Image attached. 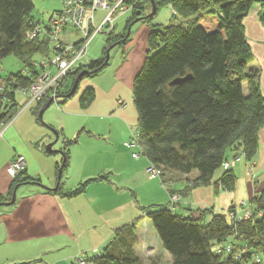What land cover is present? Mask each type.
<instances>
[{
	"label": "trees",
	"instance_id": "obj_1",
	"mask_svg": "<svg viewBox=\"0 0 264 264\" xmlns=\"http://www.w3.org/2000/svg\"><path fill=\"white\" fill-rule=\"evenodd\" d=\"M128 3L133 5L132 15L135 14L128 25L143 19L152 24L159 9L167 5L176 13L173 20L178 21L161 29L151 25L148 41L155 51L145 59L132 84L138 120L137 143L149 163L163 173L196 172L192 186H208L214 173L229 160V153L233 158L241 156L251 162L257 150V132L264 122V97L259 92L258 73L248 69L252 56L242 20L255 2L128 0ZM146 4L151 6V14L141 17ZM32 10V0H0V60L13 54L24 70H29L27 77L18 73L0 78L4 84L3 96L9 100L8 104L0 101V124L12 121L18 112L15 92L35 81L38 72L30 69L33 58L48 52L44 37L25 41L24 35L33 22ZM125 36H116L111 31L102 57L86 66L80 65L76 73L69 74L58 91L59 99L70 92L79 73L100 67L105 50L121 44ZM89 75L92 74L82 78ZM93 97V90L86 89L82 105H88ZM37 103L34 116L39 122L47 100ZM67 160L63 154L58 172L67 168ZM223 171L217 183L223 190L232 191L235 179L231 169ZM106 180L99 176L72 191L61 192L57 188L55 192L72 198L84 193L90 183ZM34 182L38 180L27 177L24 170L13 178L9 193L17 185ZM250 203L252 217L240 224L232 223L226 213L210 212L209 221L202 214L197 219L182 217L175 212L180 202L174 209L148 207L142 208L141 213L151 223L162 249L171 257V264H255V257L264 264V189ZM136 223L116 230L100 252L91 257L84 254L85 264H143L135 252ZM230 238L235 247L232 253L217 254L216 248ZM241 245H246L247 250L237 261L233 253Z\"/></svg>",
	"mask_w": 264,
	"mask_h": 264
},
{
	"label": "crops",
	"instance_id": "obj_2",
	"mask_svg": "<svg viewBox=\"0 0 264 264\" xmlns=\"http://www.w3.org/2000/svg\"><path fill=\"white\" fill-rule=\"evenodd\" d=\"M262 7L264 6L261 3H253L243 18L242 25L252 56L249 70L258 73V88L264 97ZM31 18L33 22H39L32 13ZM100 58L96 52L90 53L86 59L83 58L85 60L81 65L86 66ZM33 121L36 120L31 114L18 117L0 138V202H7L11 198L12 194L10 195L9 191L13 178L8 175L7 167L17 156H22L25 160V175L39 182L17 185L16 193L23 186L28 188L20 196H16L12 206H1L0 264H72L74 258L81 254L89 253L93 256L94 251L100 252L112 240L116 230L135 222L138 238L135 252L141 261L142 257H145L147 264H171V257L162 249L151 223L142 217V208L167 207L171 192L181 198L175 210L176 214L194 219L202 214L204 220L209 221L210 212L225 214L229 208L237 207L238 202L250 200L264 189L263 122L257 132V150L253 160L248 162L242 158L231 169L235 179L232 191L223 190L217 183L224 173L223 169H219L218 174L214 173L208 186H192L197 179L196 172L179 175L164 171L161 179L144 182V172L140 174L136 171L137 174L130 176L127 182L137 189H144L146 196L141 195L142 198L139 193L136 198L131 194L121 193L118 187L124 186L122 181L115 183L109 180L92 182L84 193L75 197H62L55 191H50L55 187L57 180L52 176L49 179H42L36 175L41 171H36V166L39 164L43 168L46 162L36 142L42 140L43 137L37 138L43 134H39L35 139L36 150L32 149L33 151L26 147L23 138L27 134V128L33 133L41 131L32 126ZM45 140L52 141L50 137H46ZM233 157L229 153L228 159ZM73 164L71 159L68 171H73L76 175L67 174L68 181L61 186V192L72 191L85 181L105 176V173L111 170L106 163L94 162L92 153L84 151L75 161V166ZM249 170L252 178L248 175ZM73 176L75 180L72 181Z\"/></svg>",
	"mask_w": 264,
	"mask_h": 264
},
{
	"label": "rangeland",
	"instance_id": "obj_3",
	"mask_svg": "<svg viewBox=\"0 0 264 264\" xmlns=\"http://www.w3.org/2000/svg\"><path fill=\"white\" fill-rule=\"evenodd\" d=\"M32 3V16L39 21L35 23L42 27L47 25L50 14L61 8V0H32ZM150 7L149 4L144 5L141 17L151 14ZM262 8L264 10V7ZM171 9L168 5L161 7L155 19L151 22L152 24L143 19L128 25L130 19L135 16L132 13L117 19L114 22L112 34L124 37L128 33V37L121 44L115 45L109 50L107 65L96 74L82 78L70 98L59 99V105L52 103L41 115V121L38 123L33 121L32 126L41 130L40 132L33 133L29 130L30 128H27V134L23 138L27 145L26 147L31 150H36L34 141L39 134H43V136L39 135L37 138L43 137L41 138L42 140L36 142L40 147L41 156L46 162L43 168L39 164L36 166L34 163L36 171L41 170L36 174L37 176H41L42 179H49L52 176L57 180L63 154H66L68 158L67 168L61 171L58 185V190H61V186L68 181V175L72 176V174H75L73 171H68L71 159L75 166V161L82 156L84 151V153H92L94 162L106 163L108 169H111L105 173L104 177L107 180L115 183L122 181L121 183L124 186L118 187L121 193L131 194L135 198L138 197L137 193H139L141 198L146 196L143 188L137 189L136 186L127 182L130 176L137 174L136 171L142 174L145 166L148 165V160L144 154H141V148L137 144L138 120L132 101V84L134 78L141 71L145 59L155 51V49L151 48L148 41L151 25L161 29L167 27L170 23L178 22L171 17ZM104 15V11H97L94 16L95 23L98 24ZM109 34H98L95 36L91 40L84 58L86 59L93 52L102 57ZM64 37H66L67 43L72 44L80 37V34L76 32L65 33ZM38 57L36 55L32 61H37ZM248 69H250V66H248ZM23 71L24 68L21 62L13 54L0 60L1 79ZM88 88L93 90L94 97L88 105H82V96ZM65 91L66 88L62 92L64 93ZM15 102L18 112L12 120L13 122L18 117L26 114H31L35 118L34 113L37 112L36 103L22 110L24 97L19 93L15 94ZM46 137H50L52 141L47 142L45 140ZM49 145H51V153L46 151ZM133 155H139L140 157L138 160H134ZM220 170L216 171V173L218 174ZM73 179L75 180V176H73L72 181ZM146 180L149 181L145 176L144 182ZM27 188L25 186L19 188L16 196H20ZM250 200L247 199L243 202ZM237 204H240V202ZM238 206L236 207L237 209L239 208ZM0 210H2V207H0ZM87 256L89 257L91 254L88 253ZM143 262L147 264L145 257H142Z\"/></svg>",
	"mask_w": 264,
	"mask_h": 264
},
{
	"label": "built area",
	"instance_id": "obj_4",
	"mask_svg": "<svg viewBox=\"0 0 264 264\" xmlns=\"http://www.w3.org/2000/svg\"><path fill=\"white\" fill-rule=\"evenodd\" d=\"M104 11L105 15L98 24L95 23V13ZM133 11V5L128 0H61V8L54 12L46 26L32 22L31 28L25 33V41H34L37 38L44 37L49 44L48 52L39 56L37 61H31L30 69L37 73L35 81L25 88H19L15 93L24 97L22 110L30 107L43 99L52 100L57 103L59 100V89L62 82L69 74L76 73L86 55L91 40L98 34H108L114 29V22L120 16L130 14ZM176 13L171 9V17ZM76 32L80 37L72 44L66 42L65 33ZM22 75L29 76V70L25 69ZM4 95V84L0 81V101L2 104H8L9 100ZM13 121L0 124V138ZM138 144V143H137ZM141 154L142 150H141ZM139 155H133L134 160L139 159ZM241 156L230 159L223 164L224 170L232 169L239 163ZM25 169V160L22 156H17L7 167V173L11 178H15ZM145 176L149 180L161 179L163 171L153 164L148 165L144 170ZM248 175L252 178L251 170ZM166 186V185H165ZM180 202L178 195H169L168 207L174 209ZM231 207L226 211L229 220L234 224L246 222L252 217L251 203L241 202L238 206ZM234 240L230 238L225 244L216 248V253L229 255L234 250ZM247 246L241 245L234 251V258L237 261L246 252ZM96 253V251H94ZM255 264H262L258 257L253 258ZM75 264H85L84 254L75 257Z\"/></svg>",
	"mask_w": 264,
	"mask_h": 264
},
{
	"label": "water",
	"instance_id": "obj_5",
	"mask_svg": "<svg viewBox=\"0 0 264 264\" xmlns=\"http://www.w3.org/2000/svg\"><path fill=\"white\" fill-rule=\"evenodd\" d=\"M252 1L255 2V3H259V2L264 3V0H252ZM136 15H139V14H136ZM136 21H138V20H136ZM133 23H134V22H133ZM133 23H131V24H133ZM127 37H128V33L126 34V36H125V38H124L123 41H125ZM112 47H113V46H111L110 48H108V50L105 52L106 55H105V58H104V62H103V64H102L100 67H98L97 69H95V70H93V71H91V72H88V71H86V70H83L81 73H79V74L76 76V78H75L74 81H73L72 88H71L70 92H69L66 96H64V98H68L69 96H71V95L75 92V90H76V88H77V85H78V82H79V80H80L83 76H85V75H87V74H96L98 71H101V70L107 65L108 60H109V50H110ZM176 82H178V80L174 81L173 83H176ZM51 103H52V100H51V99L47 101V103H46L45 107L43 108V110L40 111V114H39L40 117H41V115L43 114V112H44V111H45V110L51 105ZM46 150H47L48 152L51 151V145H49V146L46 148ZM60 174H61V170L58 172V178H57V184H56V186H55L53 189H51L50 191H56V189L58 188L59 181H60ZM17 188H18V186H16V187L14 188L10 200L7 201V202L0 203V207H1V206L9 207V206H12V205L15 203V199H16V190H17ZM44 189L49 190V189H47V188H44Z\"/></svg>",
	"mask_w": 264,
	"mask_h": 264
},
{
	"label": "bare ground",
	"instance_id": "obj_6",
	"mask_svg": "<svg viewBox=\"0 0 264 264\" xmlns=\"http://www.w3.org/2000/svg\"><path fill=\"white\" fill-rule=\"evenodd\" d=\"M85 263H86V261H85Z\"/></svg>",
	"mask_w": 264,
	"mask_h": 264
}]
</instances>
